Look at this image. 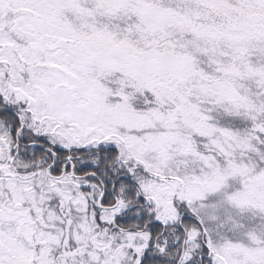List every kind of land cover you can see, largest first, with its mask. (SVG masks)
<instances>
[{
	"label": "snow or ice",
	"instance_id": "snow-or-ice-1",
	"mask_svg": "<svg viewBox=\"0 0 264 264\" xmlns=\"http://www.w3.org/2000/svg\"><path fill=\"white\" fill-rule=\"evenodd\" d=\"M0 264H264V0H0Z\"/></svg>",
	"mask_w": 264,
	"mask_h": 264
}]
</instances>
